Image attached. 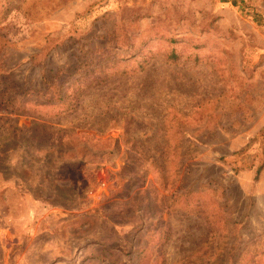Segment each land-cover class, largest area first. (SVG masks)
Here are the masks:
<instances>
[{
	"label": "rangeland",
	"instance_id": "rangeland-1",
	"mask_svg": "<svg viewBox=\"0 0 264 264\" xmlns=\"http://www.w3.org/2000/svg\"><path fill=\"white\" fill-rule=\"evenodd\" d=\"M0 71V264H264V0H0Z\"/></svg>",
	"mask_w": 264,
	"mask_h": 264
},
{
	"label": "trees",
	"instance_id": "trees-1",
	"mask_svg": "<svg viewBox=\"0 0 264 264\" xmlns=\"http://www.w3.org/2000/svg\"><path fill=\"white\" fill-rule=\"evenodd\" d=\"M155 58V55L152 56H146L143 58L141 61L138 62L137 66L130 69L126 68L124 66H120L119 68L116 66V63L114 62H109L105 64L102 60H100V67L96 68L94 71L90 72L88 76L78 80L75 82V84H72L68 87V93H64L63 91V84H64V79H69L70 77L74 76L76 73H78L77 66L78 67H83V66H95L97 63L93 64L95 62V59H89L86 62H73L70 66L65 67L64 69H58L57 71L54 72L53 75H47L44 79V84L43 88L40 91H46L50 96L49 98L46 99L45 102L39 103L35 100L31 101L30 103H22L18 107L26 106V107H31L32 108V113L39 115V116H45L42 115L43 113L48 114V109L50 106H54V108H61L63 111H59L61 114L65 113H70L74 111L78 107V99H80L87 91L90 89L95 88L102 82L109 80L113 77L116 76H134L137 73L144 72L147 65L151 62V60ZM171 59L176 60V56H172ZM106 62H108V59H105ZM150 60V62H149ZM2 72L0 71V92H2L7 100V103L10 106H16L15 97L18 94H24L27 95L30 92H34V89H25L24 87L18 85L16 81H13L11 78V75H6V74H1ZM27 92V93H26ZM44 95H46L44 93ZM47 96V95H46ZM55 96H61L60 99L62 102L60 104H53L55 102ZM57 143H63L61 142H56L53 141V143H50V147L48 148L47 155L50 154H57L58 157H62L66 155L65 153L58 151L55 147ZM46 144H48L46 142ZM62 168L64 167H59V171H57L56 174L59 176H62ZM260 172V169L258 170V173ZM55 177V175H54ZM64 187V186H63ZM171 238L170 234H166L164 236V242L163 245H165L169 239Z\"/></svg>",
	"mask_w": 264,
	"mask_h": 264
}]
</instances>
